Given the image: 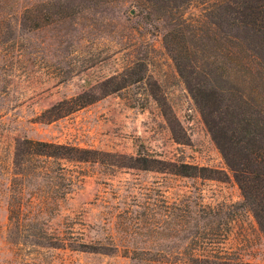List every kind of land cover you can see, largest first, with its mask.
<instances>
[{
    "label": "rangeland",
    "instance_id": "obj_1",
    "mask_svg": "<svg viewBox=\"0 0 264 264\" xmlns=\"http://www.w3.org/2000/svg\"><path fill=\"white\" fill-rule=\"evenodd\" d=\"M218 3L0 0V264H264V233L170 50L176 32L191 50L209 33L223 43ZM82 94L95 102L58 116ZM113 96L126 120L100 106ZM25 139L95 152L18 164Z\"/></svg>",
    "mask_w": 264,
    "mask_h": 264
},
{
    "label": "trees",
    "instance_id": "obj_2",
    "mask_svg": "<svg viewBox=\"0 0 264 264\" xmlns=\"http://www.w3.org/2000/svg\"><path fill=\"white\" fill-rule=\"evenodd\" d=\"M215 6L216 17L220 19L214 24L222 22L223 43L209 33L212 43L199 41L191 50L183 32H176L170 50L242 191L240 206L253 213L264 233V0H220ZM26 24L30 26L27 21ZM93 102L94 97L82 94L54 107L61 117ZM24 141L26 148L17 154H22L18 164L34 157L83 161L87 160V153L95 152L68 144ZM78 153L85 155L78 156ZM25 154L27 158H23ZM174 166L177 174L186 177L217 178L219 172L188 163ZM49 184L58 193L61 182ZM68 192L69 189H63L61 198ZM21 210L20 206L12 205L10 216L19 215ZM36 244L53 246L55 243L37 239Z\"/></svg>",
    "mask_w": 264,
    "mask_h": 264
},
{
    "label": "crops",
    "instance_id": "obj_3",
    "mask_svg": "<svg viewBox=\"0 0 264 264\" xmlns=\"http://www.w3.org/2000/svg\"><path fill=\"white\" fill-rule=\"evenodd\" d=\"M104 100H106V101L100 105L101 107L109 104V107H115L116 108L115 112L110 113V114H114V118H113L114 120H123V119L126 120L127 119L126 118V114H127L126 111L123 114L120 113V110L122 109V106H123V101L118 96H113L111 99L106 98ZM99 102L101 103V102H103V100H100ZM132 110H135V108H132ZM147 111H144L143 113L140 112L137 116L139 118H136V120H140L141 118H150L149 115L146 113ZM149 120H151V119H149Z\"/></svg>",
    "mask_w": 264,
    "mask_h": 264
}]
</instances>
